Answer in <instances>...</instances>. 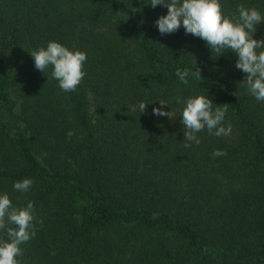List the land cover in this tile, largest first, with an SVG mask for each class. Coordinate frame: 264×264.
<instances>
[{
    "label": "trees",
    "instance_id": "1",
    "mask_svg": "<svg viewBox=\"0 0 264 264\" xmlns=\"http://www.w3.org/2000/svg\"><path fill=\"white\" fill-rule=\"evenodd\" d=\"M221 3L226 15L243 5L264 16V0ZM167 11L150 0H0V194L31 201L36 228L22 264H264V101L237 53H212L183 25L161 34ZM253 37L264 39V21ZM53 40L87 54L74 91L30 55ZM195 65L202 77L181 83L177 68ZM201 93L227 104L232 132L205 128L196 144L182 110ZM159 100L173 118L153 114ZM25 178L31 188L16 191Z\"/></svg>",
    "mask_w": 264,
    "mask_h": 264
},
{
    "label": "clouds",
    "instance_id": "2",
    "mask_svg": "<svg viewBox=\"0 0 264 264\" xmlns=\"http://www.w3.org/2000/svg\"><path fill=\"white\" fill-rule=\"evenodd\" d=\"M152 7L166 6L168 11L156 21L161 34L177 31L183 25L185 32L203 39L219 55L231 50L238 54L236 67L246 74L244 83L250 94L259 101H264V39H255L253 33L256 25L264 21V16L255 7L246 8L240 5L239 15H226L221 0H150ZM35 67L44 72L52 66V77L65 92L74 91L85 76L84 63L87 60L85 51L69 49L58 41H49L46 47L30 52ZM202 77L197 65L194 70L177 68L176 75L183 84H188V76ZM160 107L153 108L156 116L173 118L171 111H165L163 100ZM177 102H181L177 97ZM182 110V124L186 141L200 143L197 133L207 128L209 134L217 137L230 135L231 125L224 126L227 104L215 106L213 100L203 93L189 97ZM148 103L141 101L133 106L143 113ZM74 133L69 131L68 136ZM186 143L185 147H189ZM226 155L221 150L213 156ZM33 184L31 178L15 182L16 191L27 192ZM34 204L29 201L26 206L15 207L7 193L0 194V232H6L9 239H0V264H22L17 257L22 255L21 245L35 236Z\"/></svg>",
    "mask_w": 264,
    "mask_h": 264
}]
</instances>
